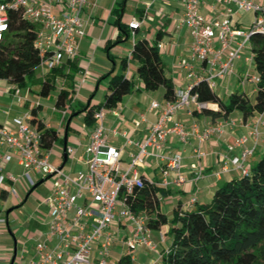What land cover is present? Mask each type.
Masks as SVG:
<instances>
[{
    "label": "built area",
    "instance_id": "built-area-1",
    "mask_svg": "<svg viewBox=\"0 0 264 264\" xmlns=\"http://www.w3.org/2000/svg\"><path fill=\"white\" fill-rule=\"evenodd\" d=\"M91 0H0V43L8 30L9 8L21 10L23 16L32 23H37L34 45L40 55V68L45 74L48 70L61 66L66 59H75L79 53L80 40L86 34V23L82 13ZM183 5V21L189 28L192 42L186 57L180 60V65L186 71L189 83L185 87L175 89V97L166 100L161 116L148 126L147 135L140 140L132 139L127 132L125 143L134 144L137 151L129 156L126 167H122V149L110 143L104 124L105 106L93 111L96 122L84 149L86 152V168L75 174L65 172L61 167L50 161L51 148L41 144L40 132L30 123L31 110L27 109L24 116L15 118L16 128L0 125V158L5 161L16 159L23 166L24 172L19 175L35 184L33 174L42 177L46 175L60 176V182L43 199L49 208L48 230L46 238L36 244L37 258L31 264H91L95 247L97 250L96 264H108V258L115 242V234L111 231L112 224L119 225L125 221L130 227V234L125 238L129 248V256L135 261V250L138 245L153 249L156 244L152 238L148 221V212L136 211L129 201L136 190L144 185V175L139 171L146 158L151 157L162 164L163 179L151 183L161 187L170 184L182 186L186 182L181 173L183 154L181 151H166L165 141L169 134H175L179 140L186 143L191 137L198 141L196 154L205 155L203 143L213 132L223 133L228 127L238 121L227 117L222 118L218 125H205L201 130L199 122L194 119L190 128L176 119V113L186 109L189 114L202 111L212 103L202 102L192 87L204 80L211 88L217 86V78L237 74L236 61L241 58L242 51L249 46L253 33L264 35V0H216L224 4V12L220 16L207 17L201 12L204 0H177ZM234 4L238 10L255 13L254 20L247 27H239L233 19ZM141 25V20L133 18L129 21L132 36L135 29ZM132 49L126 54L127 62L132 58ZM162 44L158 43V48ZM195 63H200L197 68ZM246 70L241 76L243 85H255L261 81L260 75L250 69L254 68V54L251 50L245 55ZM126 76H129L126 74ZM17 101L23 99L17 97ZM40 106L39 101L32 103ZM153 107L160 104L152 102ZM55 105L53 108L57 109ZM65 113L64 108H60ZM117 114V111H112ZM240 123L249 127L251 134L237 136L228 149L240 147V152L234 156L224 155L223 171L236 169L246 173L249 169L248 157L253 154L260 139H264V110L256 112L254 117L240 119ZM117 135L119 131L112 129ZM250 138L253 144L248 142ZM73 147L67 146L66 152L72 153ZM197 178L203 174L199 165ZM18 180L13 174H5L0 163V190H6L16 195L13 188L6 187V180ZM196 200L190 197L188 205ZM8 219L0 216V225H5ZM48 239L52 241L50 244ZM167 251V250H166ZM133 264H143L133 262ZM153 264H156L153 263Z\"/></svg>",
    "mask_w": 264,
    "mask_h": 264
},
{
    "label": "crops",
    "instance_id": "crops-1",
    "mask_svg": "<svg viewBox=\"0 0 264 264\" xmlns=\"http://www.w3.org/2000/svg\"><path fill=\"white\" fill-rule=\"evenodd\" d=\"M231 5L234 9L233 19L236 25L243 28H245V25L249 26L254 20L255 13L238 10L234 4ZM201 12L207 17L220 16L224 12V4L216 0H204L201 6ZM82 16L86 23V34L80 40L79 53L77 57L73 59L72 66L70 67L68 64L65 65V72L72 73V70H75V73L73 74L74 77H78L79 74L84 78L87 77V74L91 71V61L94 52L97 51L98 48H102L106 50L108 61H104V64L100 66L106 70H102L103 72L100 74L95 72L100 75L99 78L104 79L102 76L105 73L113 71V73L123 75L128 74L136 83V87L131 92L123 95L122 99L115 107L109 108L105 106L106 115L104 118V124L108 132L109 141L122 149V167H126L130 154L136 152L137 147L134 144L125 143V136H123L122 132H127L132 139H143L148 133V126L161 116L163 106L167 99L164 97L165 89L163 86H160L151 92L149 89L144 88L143 82L137 73L138 63L136 60L131 58L127 62L126 68H124L122 60L132 49L134 40L136 41L138 38H146L150 42H153L158 31L161 30V38L158 40V43H161L162 46L158 49L161 53L165 69L168 70L167 73L172 78L175 89L185 87L189 81L186 77L185 69L182 68L179 62L183 57L188 55L192 37L189 28L183 21V5L177 0H91L84 8ZM119 16L121 17V21L127 25H129L131 19L138 18L141 20V25L135 29L136 33L134 38L132 36V29H130L129 36L123 35L119 43L116 45H110L117 39H120V29L117 23ZM249 50L250 49L247 48V51ZM245 55H242L241 58L236 61V75H226L221 77L225 79V86L221 85V90L223 89L224 93L228 92L231 83L234 81L240 87L233 88L230 94L234 91H246L248 94L254 92L253 85H251L252 87L250 88V91L249 89L243 88L244 85L241 83V76L246 70ZM66 60H64L63 63ZM195 65L197 68L201 67L200 63H195ZM43 75L44 73L42 72V77ZM219 78L220 77L217 79ZM58 79L63 82L61 87H67L66 84L70 83L72 87L71 93L74 92V95L72 94L71 98L68 100L71 102L78 94L75 82L68 77H59L56 81ZM105 79L108 82V79ZM84 82L86 81L80 83L79 88L84 85ZM218 85L217 82V86ZM216 87L214 88L215 91ZM218 94L224 98L223 95L220 93ZM104 101L105 96L100 102L93 103L92 100L89 99L87 103H90L94 107V110H96L99 106H104ZM153 101H157L160 106L153 107ZM25 104L28 107L27 109H30L32 103L27 101ZM55 105L56 100L55 104L51 107V112L46 113L42 111L41 104L38 109V117L47 128H53L57 131V140H60L63 143V149H57L55 147L57 140L52 145L51 155H55L56 158H60L61 160L59 164L52 163L59 167H64L66 163H69L70 165L67 171L64 170L63 167L62 169L67 173L75 174L77 171L86 168V152L84 147L89 140L90 133L96 122L94 119L91 123L86 122L85 112H78L84 105L81 102L80 105L70 113L65 105L54 109L53 107ZM211 107L213 109L218 108L217 104L213 103L211 104ZM60 108H64L66 112H61ZM112 111H117V114ZM56 113V118L52 119L51 116ZM79 117L82 121L80 127L75 123V120ZM229 117L238 122L234 126L228 127L223 133L213 132L203 143L202 149L204 150L205 155L201 158L196 154L198 141L195 137H191L188 142L184 143L179 140L175 134L168 135L165 141V150L182 152L183 162L180 171L186 178V182L182 186L170 184L168 187H165L168 190L167 193L159 196V208L161 212L167 215L168 220L171 219L173 211L178 205L180 207L193 209L197 204L208 201L213 195L214 190L220 184L239 175L240 171L233 168L223 171L219 175L215 174L216 171L221 169V166L226 160L224 155L234 156L240 152V147H235L234 149L229 150L228 145L239 135L251 134L249 127L240 123V119L243 118L241 113L234 111ZM175 118L182 121L187 128H190L192 121L196 119L200 124L201 130L205 125H218L222 119L219 117L213 118L202 111H193V114L191 115L186 109L179 110L176 113ZM1 124L2 123L0 122V125ZM112 129H116L119 133L114 135ZM252 144L253 141L250 138L248 145L251 146ZM67 146L73 147L72 153L66 152ZM0 151H5V149L0 147ZM66 154L67 158L65 160ZM263 154L264 139L261 138L253 154L248 157V166L259 159ZM13 162H16V164L19 165L14 158L10 161H5L0 158L3 172L6 169L7 172H4L5 174H13L17 177L21 174L16 175L10 171V169L14 167L12 164ZM199 165L203 169V174L200 178H197L196 171L198 170ZM139 171L142 175L155 182H160L163 179L162 164L151 157L146 158L145 162L139 166ZM147 172L153 173V176H148L146 174ZM56 179H58L59 182L61 180L58 175H56ZM14 183H16V181L12 182L7 179L6 187L11 189L14 187ZM33 189L34 188L32 187L28 191L26 197H28ZM10 195L11 193L8 191L0 190V216H4L7 219L8 217L6 215L10 213L14 207H18L22 204L18 199L17 202H15L17 205L8 207ZM192 196H195L196 200L192 205H188L187 201ZM44 206L47 208V213L45 215V223H42L39 222L37 215L40 213V208ZM34 216L37 221L34 225L32 224L28 227L34 226L36 229L34 234H32L35 238L30 236L21 240L22 242L14 238L13 248L8 244H6V246L1 244V236L5 234L6 228L10 230V225H0V264H9L11 262L15 248L16 256L14 262L19 258V264H31V260L37 258L36 244L41 239L46 238L45 233L48 230L49 208L44 200L39 202ZM169 228L170 222L162 224L158 229H151L152 238L156 246L151 249L142 244L138 245L135 250V261L131 260V264H133V262H141L143 264H153L157 262L162 253L166 252L171 245L172 238L169 233ZM110 229L115 234L116 239L113 243L108 262L111 260L112 254L114 253L113 255L116 259L115 264H118V261L122 256L129 255V248L124 240L130 234V227L125 221H123L119 225L112 224ZM122 230L126 231V234H124L123 237H121ZM48 242L50 244L52 243L49 239ZM124 248H126V250H124ZM97 250L98 248L95 247V254L93 253V262H91V264H96L97 262Z\"/></svg>",
    "mask_w": 264,
    "mask_h": 264
},
{
    "label": "trees",
    "instance_id": "trees-1",
    "mask_svg": "<svg viewBox=\"0 0 264 264\" xmlns=\"http://www.w3.org/2000/svg\"><path fill=\"white\" fill-rule=\"evenodd\" d=\"M7 13L8 30L0 43V79L23 86L27 78L35 75L40 62L34 45L39 25L30 22L19 9L9 8ZM117 23L120 39L110 45H116L123 35L130 34L129 25L122 22L120 16ZM160 38L161 30L153 42L138 38L132 50V59L138 63L137 73L144 88L154 90L163 86L164 97L170 100L175 97V85L166 72L158 49ZM249 49L254 54V69L261 78L253 85V96L246 91H234L225 100L202 80L191 91L197 94L200 101L218 106L217 109L205 107L202 112L213 118H227L238 111L247 120L264 110V35L253 33ZM72 61L67 59L61 66L48 70L42 77L45 87L53 88L59 77H68L73 81L75 70L72 73L64 70L66 64L72 66ZM122 61L126 68V57ZM102 77L108 79L104 106L109 108L115 107L123 95L136 87L133 78L113 71ZM71 91L72 88L61 87L56 105L64 106L71 98ZM38 109L39 106L31 104L30 123L40 132L42 146L51 148L58 134L55 129L43 124L38 117ZM82 111L85 112V121L91 123L94 107L86 103L78 112ZM167 191L144 176V185L129 199L134 210L148 212L150 228L158 229L170 222L172 242L156 264H264V154L249 166L246 173L240 172L220 184L208 201L197 204L193 209L178 205L170 220L159 208V196ZM118 264H131L130 256H122Z\"/></svg>",
    "mask_w": 264,
    "mask_h": 264
},
{
    "label": "rangeland",
    "instance_id": "rangeland-1",
    "mask_svg": "<svg viewBox=\"0 0 264 264\" xmlns=\"http://www.w3.org/2000/svg\"><path fill=\"white\" fill-rule=\"evenodd\" d=\"M247 27L248 26L245 25V28ZM247 48L249 49L248 45ZM247 48L246 50L242 51V55H245L247 52H249L247 51ZM104 61H108V58L106 57V50L98 48V50L93 54V59L91 61V71L87 74V77L84 78L79 74L78 77L73 78L78 94L71 102L68 101V103L65 105L66 108L69 109V113L72 112L73 109H76L80 105V102L82 104H86L88 100L91 99L92 102L95 103L100 102L104 99L105 94L108 92V82L105 78L100 79V75L97 74L103 72L102 70H106L100 67L104 64ZM167 71L168 70L166 69V72ZM250 71L255 72V69L251 68ZM82 81L86 82H84V85L79 88ZM217 82L219 85L216 87V91L223 95L225 100L229 98V94L233 88L240 87L234 81L231 83L228 92L224 93L223 89L221 90V87L224 85L225 79L220 77L219 79H217ZM62 83L63 82L58 79L55 82V86L53 88L49 89L48 87H45L42 82V70L40 68L36 69V73L34 76L27 78L26 84L23 86L9 83L6 80H0V122L7 127L16 128L14 120L15 118L24 116V112L28 108L25 104V102L27 101H29L30 103L39 101L42 104V111L50 113L51 107L55 104L56 95L61 88ZM66 86L72 88L70 83H67ZM251 87V85H244L243 88L250 90ZM149 91L151 92L153 90ZM72 94L74 95V92H72L71 95ZM250 95L253 96V94ZM17 97H21L23 101L18 102ZM56 116L57 113L53 114L51 118L55 119ZM75 123L79 127L82 125L80 117L75 120ZM55 147L57 149H63V143L60 140H57ZM50 161L55 164H59L61 160L60 158H56L55 155H51ZM12 164L14 165V167L10 169L11 172L16 175L23 174V166L17 165L16 162H13ZM69 165V163H66L63 169L67 171ZM4 172H7L6 169ZM146 174L151 177L153 176V173L150 172H147ZM47 176L48 175L42 177L40 175L33 174L35 183H37L41 179H43V181L30 192L28 197H26V195L34 184L30 183L26 175L21 177L17 176L18 180L13 184L16 195L11 193L9 197L10 201L8 207L17 205V203L15 202H17L18 199L20 200V202H22V204L18 207H14L10 211V213L6 215L8 217V223H6V225H10V230L6 228L5 234L1 236L2 245L6 246V244H8L13 248L14 238L22 242L21 240L32 236V234H34V232L36 231L34 226L28 227L29 225H34V223L37 221L34 216L36 208L38 207L39 202L43 200L52 191L53 187L56 186L59 182V180L56 179L55 175H52L48 178ZM46 213L47 208L45 206L41 207L40 213L37 215L39 222L45 223ZM124 234H126V231L122 230L121 237H123ZM32 237L35 238L34 236ZM124 250H126V248H124ZM113 254L108 264L116 263V259ZM91 262H93V256L91 258ZM19 263L20 260L19 258H17L14 264Z\"/></svg>",
    "mask_w": 264,
    "mask_h": 264
},
{
    "label": "water",
    "instance_id": "water-1",
    "mask_svg": "<svg viewBox=\"0 0 264 264\" xmlns=\"http://www.w3.org/2000/svg\"><path fill=\"white\" fill-rule=\"evenodd\" d=\"M68 122H69V121H68ZM66 158H67V154L65 155V160H66ZM60 167L62 168L63 166H60ZM48 177H50V175L47 176V178H48ZM42 181H43V179H41L40 181H38L37 183H35L34 186H33V188H35L36 186H38ZM15 256H16V248H15V250H14V255H13V257H12V260H11V262H10L9 264H13L14 259H15Z\"/></svg>",
    "mask_w": 264,
    "mask_h": 264
}]
</instances>
